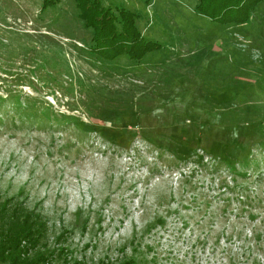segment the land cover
Returning <instances> with one entry per match:
<instances>
[{
    "label": "rangeland",
    "instance_id": "obj_1",
    "mask_svg": "<svg viewBox=\"0 0 264 264\" xmlns=\"http://www.w3.org/2000/svg\"><path fill=\"white\" fill-rule=\"evenodd\" d=\"M41 1L0 0V201L46 221L29 253L264 264V1L228 25L196 0H103L161 43L130 69L89 50L74 0Z\"/></svg>",
    "mask_w": 264,
    "mask_h": 264
},
{
    "label": "trees",
    "instance_id": "obj_2",
    "mask_svg": "<svg viewBox=\"0 0 264 264\" xmlns=\"http://www.w3.org/2000/svg\"><path fill=\"white\" fill-rule=\"evenodd\" d=\"M59 0H42L41 9ZM77 16L91 30L89 50L106 59L127 56L141 59L147 52L159 49L161 43L145 38L137 20L140 13L123 4L111 6L103 0H74ZM264 0H196L194 9L210 20L223 24L247 21L256 5ZM46 230L40 212L21 200L8 197L0 201V264H48V256L29 252ZM60 250L64 248L61 246ZM68 261H66L67 264ZM75 264H85L77 261ZM121 264H135L133 258Z\"/></svg>",
    "mask_w": 264,
    "mask_h": 264
},
{
    "label": "crops",
    "instance_id": "obj_3",
    "mask_svg": "<svg viewBox=\"0 0 264 264\" xmlns=\"http://www.w3.org/2000/svg\"><path fill=\"white\" fill-rule=\"evenodd\" d=\"M146 25H147V24H146ZM146 31H148V30H144V32H142L143 35H144V33H146ZM159 49L161 50V48H159ZM159 49L149 51V52H147L143 57H145L146 55H149V53H151V52H153V55H154L155 53H159L160 55L163 54L164 52H156V51H159ZM163 51H166V50L164 49ZM166 52L174 53L173 55L175 56V59H176L178 62L182 60V59H180V58H181V50H179L177 47L172 48V49H168V51H166ZM143 57H142V58H143ZM154 57H156V60L158 61V59H159V58H157L158 55H155ZM142 58H141V59H142ZM178 59H180V60H178ZM120 61L123 62L124 67L127 68V69H130L131 67L133 68L134 65H132V64H133V63H136L135 60H134V62H132V60H129V59H128L127 57H125V56H121ZM138 63H139V62H138ZM131 65H132V66H131ZM130 66H131V67H130ZM127 72H128V70H127Z\"/></svg>",
    "mask_w": 264,
    "mask_h": 264
}]
</instances>
